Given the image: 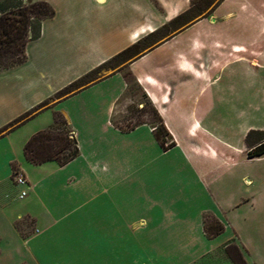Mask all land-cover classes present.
I'll use <instances>...</instances> for the list:
<instances>
[{
  "label": "crops",
  "instance_id": "crops-1",
  "mask_svg": "<svg viewBox=\"0 0 264 264\" xmlns=\"http://www.w3.org/2000/svg\"><path fill=\"white\" fill-rule=\"evenodd\" d=\"M30 1L54 16L25 62L0 70V131L29 114L0 133V264H234L228 245L264 264V155L248 158L245 146L264 130V0L242 3L244 20L232 22L236 7L222 0L171 31L191 0ZM145 39L126 64L58 95ZM127 72L157 108L169 150L148 125H112ZM55 114L79 155L33 165L24 145ZM13 166L28 181L22 199ZM207 215L224 226L211 239Z\"/></svg>",
  "mask_w": 264,
  "mask_h": 264
},
{
  "label": "trees",
  "instance_id": "trees-1",
  "mask_svg": "<svg viewBox=\"0 0 264 264\" xmlns=\"http://www.w3.org/2000/svg\"><path fill=\"white\" fill-rule=\"evenodd\" d=\"M201 1L210 4L206 9L201 10L199 15L210 8H214L222 0ZM198 6V0H191L190 8L171 21L164 29L177 30L184 24L194 20L195 18L191 16L198 9ZM53 16V8L44 1L24 3L23 0H0V70H8L25 62L27 44L39 38L42 22ZM146 42L147 40L145 39L117 54L83 79L71 84L58 95L70 93L86 81L93 79L99 71L110 68L113 63H119L116 67L111 68L114 70L131 60L149 46L144 47ZM124 79L127 83V91L128 89L132 90L133 86L131 87L130 84L133 82L134 90L140 92L141 101L128 108L127 112L129 115L123 118L122 126L114 122L113 118L112 125L122 132H129L138 126L148 125L152 129L155 139L161 148L165 151L169 150L175 143L157 108L130 73H125ZM28 115H24L10 123L0 133L12 130L19 122L27 118ZM263 142L264 130L249 131L245 137L247 157L258 158L263 156ZM23 154L25 159L33 165L55 162L58 166H64L79 155V148L66 120L60 114H55L53 124L48 129L39 131L30 137L24 145ZM13 170L14 176L18 171L14 166ZM203 228L209 239L218 236L224 231V226L217 219L208 215L204 217ZM225 250L234 264H245L242 254L235 245H228Z\"/></svg>",
  "mask_w": 264,
  "mask_h": 264
},
{
  "label": "rangeland",
  "instance_id": "rangeland-1",
  "mask_svg": "<svg viewBox=\"0 0 264 264\" xmlns=\"http://www.w3.org/2000/svg\"><path fill=\"white\" fill-rule=\"evenodd\" d=\"M13 1H16V0H13ZM251 2L252 4L254 3V4H258L259 3V0H230L229 2H228V5L226 6V8H225V11L227 12V11H229L232 7H236L235 9H232V11H234L235 12V14H236V16L230 21V22H232V21H240V20H244V17L242 16L241 17V15H242V13L241 12H239L238 11V8L237 7H239L242 3H247V2ZM198 2H199V6H198V9L196 10V11H194L193 12V14H192V18H196L198 15H199V12L201 11V10H204V9H206L207 8V6H209V4L210 3H206V2H204V1H201V0H198ZM5 4V3H4ZM239 14H240V16H239ZM196 16V17H195ZM229 22V23H230ZM240 32H244L243 34L244 35H248L249 33H248V30H246V31H244L245 30V27L243 28V27H241L240 29ZM169 31H171V29H169ZM167 34V31H162V33L160 34V37H162V36H164V35H166ZM148 44H150L149 42L147 43L146 42V44L144 45V47L146 48V46L148 45ZM146 50V49H145ZM142 52V51H141ZM141 54V53H140ZM132 60V59H131ZM130 61V60H129ZM128 62V61H127ZM126 62V63H127ZM125 63V64H126ZM119 63L118 62H116V63H113L111 66H110V68H106V69H103V70H101V71H99V75L97 76V74L94 76V77H100V76H104V75H107V74H109V73H111V71L113 70V69H111V68H114V67H116L117 65H118ZM131 87L133 86V88H132V90H129L128 89V91L125 93V95L119 100V102L117 103V107H116V109H115V112H114V115H113V120H114V122H116L117 124H119V125H123L122 124V120H123V118L124 117H126V116H128L129 114H128V112H127V110H128V108L129 107H132V106H134V105H136L138 102H140L141 101V97H140V92L139 91H136V90H134L135 88H134V84H133V82H131ZM141 107V106H140ZM24 224H29V223H27V222H24Z\"/></svg>",
  "mask_w": 264,
  "mask_h": 264
},
{
  "label": "built area",
  "instance_id": "built-area-1",
  "mask_svg": "<svg viewBox=\"0 0 264 264\" xmlns=\"http://www.w3.org/2000/svg\"><path fill=\"white\" fill-rule=\"evenodd\" d=\"M13 180H14L15 185L25 187V190H23L19 195L20 199L24 198L27 194V189H28V181L26 177L22 173L17 172L14 175Z\"/></svg>",
  "mask_w": 264,
  "mask_h": 264
}]
</instances>
